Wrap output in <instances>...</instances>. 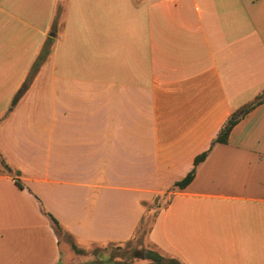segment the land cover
<instances>
[{
  "label": "crops",
  "instance_id": "obj_1",
  "mask_svg": "<svg viewBox=\"0 0 264 264\" xmlns=\"http://www.w3.org/2000/svg\"><path fill=\"white\" fill-rule=\"evenodd\" d=\"M47 36L0 121L23 185L0 168V264H62L64 238L126 242L164 193L146 236L156 250L264 264V100L168 190L264 88V0H0V116Z\"/></svg>",
  "mask_w": 264,
  "mask_h": 264
},
{
  "label": "trees",
  "instance_id": "obj_2",
  "mask_svg": "<svg viewBox=\"0 0 264 264\" xmlns=\"http://www.w3.org/2000/svg\"><path fill=\"white\" fill-rule=\"evenodd\" d=\"M52 46V36H47L45 40L42 43L41 49L39 50L38 54L34 58L27 74L23 78L22 82L19 84L17 89L15 90L9 106L7 109L2 113L0 116V121H2L6 116L13 110V108L17 105L19 100L23 97V95L26 93V91L29 89L32 81L36 77L39 69L43 65V63L47 60L50 50ZM264 100V88L250 101L243 104L242 106L233 109L226 120V122L223 124V126L219 129L216 136L213 138V140L210 143V146L204 150L203 152L197 154L193 161L192 168L179 180H176L169 188L168 190H172L175 187H185L193 178L196 166L205 158L210 148L217 142H226L228 138V134L231 130V128L249 111L251 110L255 105L259 104L261 101ZM0 168L1 170L7 172L8 174L13 175L14 181L19 187H23L21 181L15 177L17 174V171H14L9 164L5 161L4 157L2 156L0 152ZM159 197V196H157ZM155 197L154 199H156ZM153 199V200H154ZM147 202L145 203V207L147 209V212L141 220L138 222L137 227L135 229V233L133 237L130 240L138 239L141 237H146L147 233L150 229L151 223L154 219V215L156 212V209L154 207H151L150 203L153 202ZM162 204V203H161ZM161 204H158L156 208H158ZM148 217V218H147ZM53 227L57 233L58 236L63 234L64 230L62 229L61 224L59 221H57L54 217H51ZM128 240V241H130ZM127 242V241H126ZM148 242V241H147ZM149 243V242H148ZM71 247L77 251L82 252L81 249L77 248L73 243H71ZM133 257H137L140 260H144V263L149 264H183L178 259L167 256L158 250H156L152 245H146L141 248L134 249L133 253L131 254Z\"/></svg>",
  "mask_w": 264,
  "mask_h": 264
},
{
  "label": "rangeland",
  "instance_id": "obj_3",
  "mask_svg": "<svg viewBox=\"0 0 264 264\" xmlns=\"http://www.w3.org/2000/svg\"><path fill=\"white\" fill-rule=\"evenodd\" d=\"M167 193H164L150 203L151 207L156 209L158 204L167 199ZM148 218V217H147ZM61 242V263L67 264H144V260L133 257L131 254L134 249L149 245L146 237L133 239L127 242L108 243L99 245H82V252H77L69 245L71 240L68 238ZM69 243V245L67 244ZM71 249V250H70Z\"/></svg>",
  "mask_w": 264,
  "mask_h": 264
}]
</instances>
